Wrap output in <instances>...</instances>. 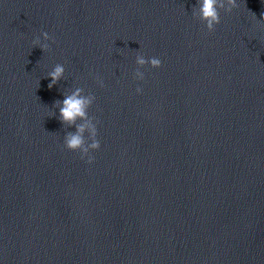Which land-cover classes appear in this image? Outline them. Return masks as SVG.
<instances>
[{
  "label": "water",
  "instance_id": "water-1",
  "mask_svg": "<svg viewBox=\"0 0 264 264\" xmlns=\"http://www.w3.org/2000/svg\"><path fill=\"white\" fill-rule=\"evenodd\" d=\"M194 4L0 0V264H264V0L212 32ZM76 87L91 164L53 107Z\"/></svg>",
  "mask_w": 264,
  "mask_h": 264
},
{
  "label": "clouds",
  "instance_id": "clouds-1",
  "mask_svg": "<svg viewBox=\"0 0 264 264\" xmlns=\"http://www.w3.org/2000/svg\"><path fill=\"white\" fill-rule=\"evenodd\" d=\"M237 7V0H195L192 7L193 18L198 19L203 23L204 28L208 32H212L220 22L219 10L223 9L225 13L230 12ZM52 37L47 32H40L39 36H34L31 44L39 46L44 52L49 49V41ZM135 64L138 66L134 71L136 80H143L144 73L140 71V67L147 64L152 68H158L161 65V60L158 57H148L147 59L142 54H137ZM65 73L63 64H55L50 71L47 72L48 88L56 85ZM97 86L103 87V80L99 77H93ZM137 94H140L142 89H135ZM63 98L53 103V107L57 109L55 116L60 121L62 126L73 128L74 131H67L63 135V147L69 151L79 152L80 159L85 163L91 164L94 157L92 152L100 147L97 139V123L93 116L88 113L89 107L93 104L95 97L89 92L84 94L81 87H76L72 91L62 94Z\"/></svg>",
  "mask_w": 264,
  "mask_h": 264
}]
</instances>
